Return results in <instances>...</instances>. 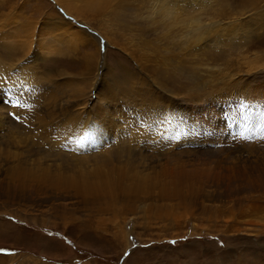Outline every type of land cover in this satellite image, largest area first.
<instances>
[{
    "label": "rangeland",
    "instance_id": "374dc122",
    "mask_svg": "<svg viewBox=\"0 0 264 264\" xmlns=\"http://www.w3.org/2000/svg\"><path fill=\"white\" fill-rule=\"evenodd\" d=\"M154 1L106 35L57 0H0V264H264V118L239 120L264 112V0ZM142 201L157 214L125 210Z\"/></svg>",
    "mask_w": 264,
    "mask_h": 264
},
{
    "label": "bare ground",
    "instance_id": "6f19581e",
    "mask_svg": "<svg viewBox=\"0 0 264 264\" xmlns=\"http://www.w3.org/2000/svg\"><path fill=\"white\" fill-rule=\"evenodd\" d=\"M60 4H62L64 6V8H66L70 13H73L75 16H77L78 18H84V20L86 21V19L88 21H96V23L103 25L104 24V32L106 35L110 34L112 32L111 29H113L114 27H119V26H123L126 21H123L125 13H131L134 16H136L140 9H144L146 7V5L150 8L151 6H153V4L157 5V2L154 0H57ZM171 2H166L161 6V11L159 13V11L157 10V15L162 16L161 14H165V18H168L169 16L175 14L176 12H178L179 10H185L188 8H196L197 6H201L204 5L206 2L208 1H204V0H170ZM134 3L136 4L134 6ZM76 4V5H74ZM186 5V6H185ZM48 8L49 5H46ZM184 7H186L184 9ZM189 11V10H188ZM179 13V12H178ZM143 14V11H141V15ZM156 15V14H155ZM176 15V14H175ZM174 15V16H175ZM163 17V16H162ZM173 17V16H172ZM171 17V18H172ZM192 17V16H191ZM50 20H48L47 26H51L53 27V29L58 26L59 22L57 20H59L62 24V29L67 30V32H64L63 35L68 36L69 40L73 41L74 43H84L86 44V35L83 32H79V30H73L74 26H72V24H69L67 22H65L64 20H61L62 18L59 17L57 14L53 15L50 14V16L48 17ZM175 19V17H174ZM164 20V19H163ZM76 22V21H75ZM128 22V21H127ZM130 23V22H129ZM171 24V23H170ZM174 24V23H173ZM238 25V24H237ZM100 26V25H99ZM223 26V27H222ZM126 27V26H125ZM194 27V26H193ZM196 27V26H195ZM218 27L221 29H218ZM201 28V26H200ZM200 28H193V32L198 33ZM217 28V32L222 33V34H227L228 31H230L232 28L236 29V30H240L241 26H235L234 23H230V24H221V22L216 26ZM54 29V30H55ZM15 30V29H14ZM73 30V33H72ZM188 32V31H187ZM179 33V32H178ZM187 35V34H186ZM194 36V35H193ZM203 35H201L202 38ZM176 37V36H175ZM190 37V36H189ZM196 37V36H195ZM204 37V36H203ZM229 37V36H228ZM109 38V37H108ZM192 38V37H191ZM197 39V41H195L193 44L195 45V47L197 45H200L202 43V40ZM110 39V38H109ZM184 41V39H183ZM194 41V40H193ZM186 43V41H185ZM199 43V44H198ZM43 55H46V53L42 52V50H39L37 52V56L40 57L41 59L43 58ZM99 175V179L103 178ZM45 179L50 178V176L43 177ZM108 181V179H105ZM46 181V180H45ZM110 182H112L111 180H109ZM88 183V182H87ZM93 184V183H92ZM115 184V183H114ZM88 185V184H87ZM91 185V184H90ZM92 186V185H91ZM90 186V187H91ZM85 188V187H84ZM102 188V187H101ZM114 188V187H113ZM115 189V188H114ZM125 189V187L122 186V188L118 187L117 190H123ZM85 190V189H83ZM103 190V189H102ZM132 190V189H131ZM136 190V189H135ZM80 191V189H79ZM95 191V189L93 190ZM82 192V190H81ZM85 192V191H84ZM126 192L128 194H133L131 191L126 190ZM137 192V190H136ZM92 194V193H91ZM94 195V194H93ZM97 195V194H96ZM95 195V197H96ZM161 195H163V200H171L173 198H175L176 196L170 194V191L168 192H163ZM116 196V195H115ZM112 199V196L110 197ZM133 198V197H132ZM177 198V197H176ZM180 197H178L179 199ZM103 199V198H102ZM107 199V198H106ZM109 199V198H108ZM110 200V199H109ZM116 200V199H113ZM145 202V201H144ZM158 204L155 205V207L159 208V209H163L165 208V205L162 206H158L159 202H157ZM156 204V203H155ZM166 204V203H165ZM103 205V206H102ZM102 205L99 204V207L97 210L98 213L102 214V213H106V212H110L113 208L116 207V203H114L113 201H109L106 203H102ZM128 206V207H127ZM126 207L128 209V212L132 213V214H136V210L137 209H141L143 211L144 214H149V213H155L157 214V211H155L153 204H148V202L145 204L142 202H140L138 207L135 206H131V204L127 205ZM167 211L170 212V215H173V212H175L176 206L175 205H171L168 204L166 206ZM254 208V207H253ZM157 210V209H156ZM120 211V210H119ZM166 211V210H165ZM165 211L163 213H165ZM168 213V212H167ZM162 214V213H161ZM166 214V213H165ZM136 216V215H135ZM167 216V215H166ZM154 217V216H153ZM156 217V216H155ZM174 217V216H173ZM170 217L169 218H173ZM176 218V217H175ZM133 220V219H132ZM174 220V218H173ZM126 222V221H124ZM131 222V221H130ZM129 223V222H128ZM249 224V223H248ZM126 226V223L124 224ZM239 227V226H238ZM254 227V226H253ZM261 228V227H260ZM245 229V228H244ZM257 229V228H256ZM259 229V228H258ZM252 231V230H251ZM247 232V231H246ZM256 232V231H254Z\"/></svg>",
    "mask_w": 264,
    "mask_h": 264
},
{
    "label": "snow or ice",
    "instance_id": "6c2138e0",
    "mask_svg": "<svg viewBox=\"0 0 264 264\" xmlns=\"http://www.w3.org/2000/svg\"><path fill=\"white\" fill-rule=\"evenodd\" d=\"M2 89H0V93H2ZM18 103V102H17ZM0 106H3V99L0 98ZM30 107V105H29ZM255 106H250L246 103H241L239 105V120L242 121L244 123L245 126H251L250 122L253 118V116L255 115L257 118H264V112L260 111L259 109H255ZM10 115L12 116L13 120L15 121H19L20 117L15 115L14 113H10ZM226 119L230 122V123H235L237 122V115L235 112L227 114L226 113ZM165 120L167 122H174L176 120V117H174L172 114H165ZM95 130V126L91 125L90 126V131H94ZM184 131H196L197 129L195 127H193L192 129H188L187 127H185L183 129ZM70 243V242H69ZM175 243V242H173ZM2 251V250H0Z\"/></svg>",
    "mask_w": 264,
    "mask_h": 264
}]
</instances>
